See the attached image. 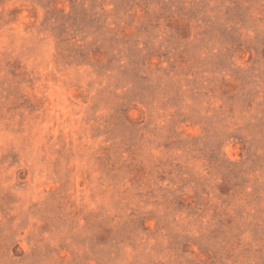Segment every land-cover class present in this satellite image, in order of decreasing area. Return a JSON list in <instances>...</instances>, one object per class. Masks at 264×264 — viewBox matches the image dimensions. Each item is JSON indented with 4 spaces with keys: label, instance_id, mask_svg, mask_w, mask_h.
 <instances>
[{
    "label": "rangeland",
    "instance_id": "rangeland-1",
    "mask_svg": "<svg viewBox=\"0 0 264 264\" xmlns=\"http://www.w3.org/2000/svg\"><path fill=\"white\" fill-rule=\"evenodd\" d=\"M0 264H264V0H0Z\"/></svg>",
    "mask_w": 264,
    "mask_h": 264
}]
</instances>
